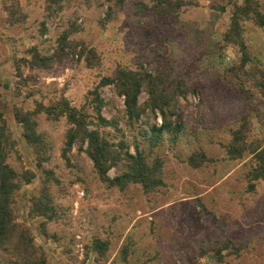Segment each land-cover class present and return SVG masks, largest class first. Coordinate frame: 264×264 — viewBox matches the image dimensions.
<instances>
[{"label":"rangeland","instance_id":"obj_1","mask_svg":"<svg viewBox=\"0 0 264 264\" xmlns=\"http://www.w3.org/2000/svg\"><path fill=\"white\" fill-rule=\"evenodd\" d=\"M182 1L177 18H157L152 0H0V104L15 142L7 163L34 175L15 195V220L45 264H264V181L252 178V155L227 154L243 124L244 145L264 148V27L252 18L264 16V0ZM237 6L251 13L240 22L244 49L223 41ZM33 50L46 57L44 68L31 67ZM121 70L164 83L175 138H152L162 117L145 89L140 118L130 121L114 86L99 88L111 125H98L89 93ZM62 97L85 111L88 130L119 159L137 143L148 164H160L162 185L108 186L80 139L64 160L70 125L43 112L32 116L43 142L37 156L14 113ZM125 171L121 160L108 176ZM10 261L0 252V264Z\"/></svg>","mask_w":264,"mask_h":264},{"label":"trees","instance_id":"obj_2","mask_svg":"<svg viewBox=\"0 0 264 264\" xmlns=\"http://www.w3.org/2000/svg\"><path fill=\"white\" fill-rule=\"evenodd\" d=\"M122 2V0H119ZM182 0H152L149 11L157 18L170 17L177 18L178 12L184 7ZM250 9L244 6H237L232 15L230 26L223 36L226 44H234L244 49L241 36V20L243 18L250 20ZM253 21L260 27H264V16L257 12H252ZM65 39L63 38V41ZM61 53L63 47L59 50ZM33 60L31 67L46 66V57L41 56L36 50H33ZM244 57L242 63L245 64ZM163 82L156 80L155 76L147 73H137L129 70H121L114 79L104 78L98 86L89 94L93 97L94 113L98 120V125L108 127L111 125L101 114L103 101L100 98L98 89L107 85H113L119 95L123 97L124 113L130 121H138L140 112L138 108V97L145 89L148 95V105L152 111L158 110L162 117V124L159 128L151 127V136L154 135L155 141L160 137L163 131L173 133V138L179 132V127H171L168 123V115L164 106L166 104L165 91ZM264 90V83L260 84ZM180 91V89L178 88ZM180 93H182L180 91ZM45 113L48 117H64L70 128L66 134L62 158L67 160V153L71 150L73 144L78 140L86 142L87 156L90 158L93 167L99 179L110 187L125 188L129 184H139L145 192H150L162 185L159 178L160 164L150 165L146 162V157L135 143L134 153L128 150L124 151L123 159H119V154L106 141L99 137L97 131L88 130V115L83 109L71 107L68 101L62 97L53 107L38 106L34 111L16 110L14 113L15 120L22 127V136L28 146L35 151L38 156V149L43 142L40 136L36 134V123L32 119L33 115ZM245 124L239 126L232 132L231 142L227 148V154L231 159H240L245 153L252 155L255 167L252 172L253 180L262 179L264 181V148L260 146L251 147L244 144L246 133ZM245 133V134H244ZM15 142L12 134L7 127L3 117L0 104V252L10 257V264H45L43 251L36 247L29 230L18 224L15 220L14 204L15 195L21 186L30 184L34 175L30 171L22 173L16 172L7 163L9 152L14 149ZM121 150L122 143L119 144ZM124 162L126 171L119 176L110 178L108 171L118 162ZM41 161H37V167L40 168ZM194 166V163L191 162ZM221 252H217L220 256Z\"/></svg>","mask_w":264,"mask_h":264}]
</instances>
